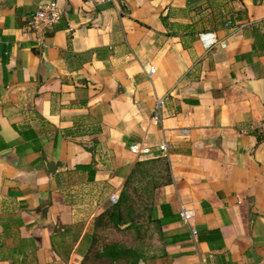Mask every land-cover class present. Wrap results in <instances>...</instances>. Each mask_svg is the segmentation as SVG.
<instances>
[{"label": "crops", "instance_id": "0c3cea01", "mask_svg": "<svg viewBox=\"0 0 264 264\" xmlns=\"http://www.w3.org/2000/svg\"><path fill=\"white\" fill-rule=\"evenodd\" d=\"M48 2L65 15L38 46L23 28ZM263 116L258 0H0V264H80L95 217L159 157L158 252L139 264H264Z\"/></svg>", "mask_w": 264, "mask_h": 264}, {"label": "trees", "instance_id": "16d2710c", "mask_svg": "<svg viewBox=\"0 0 264 264\" xmlns=\"http://www.w3.org/2000/svg\"><path fill=\"white\" fill-rule=\"evenodd\" d=\"M157 162L163 164L164 181L157 183L154 177H150L145 166ZM149 178L148 184L143 188L139 197L134 194L138 192L137 182ZM171 176L167 162L164 159L152 161H137L126 178L117 201L112 205H106L104 210L95 217L92 222L91 231L86 234L87 248L80 264H139L149 258H154L158 252L156 238L159 233L158 221L153 219L152 205L154 192L157 188L168 184ZM148 206L144 205L143 199L147 200ZM147 208L146 221L140 222V211ZM130 232L134 244L126 245L120 240H107L100 243L102 232ZM99 246V247H97Z\"/></svg>", "mask_w": 264, "mask_h": 264}, {"label": "built area", "instance_id": "2783aa9c", "mask_svg": "<svg viewBox=\"0 0 264 264\" xmlns=\"http://www.w3.org/2000/svg\"><path fill=\"white\" fill-rule=\"evenodd\" d=\"M94 7H103L114 3V0H82ZM261 4H264V0H258ZM65 11L62 7L58 6L55 2L43 3L37 6L35 13L30 17V19L25 24L23 30L26 34L30 35L33 41L38 46L44 45V38L48 31L52 30L60 21L64 18ZM211 36L202 37V41L210 44ZM224 47V46H223ZM154 69L150 68L149 73H154ZM165 105V99H156L155 104L152 109L151 119L154 123H157L160 119L161 110ZM258 133L264 140V116L259 124ZM129 151L132 152L137 158L142 156H147L152 153L151 148L146 147L142 144H132L129 146ZM157 152L166 154L168 152V145L166 142L161 143L157 146ZM117 199H111L110 204H114ZM179 219L189 225L194 219L195 213L192 209L183 207L182 205L178 210ZM197 235L196 230H191L192 238Z\"/></svg>", "mask_w": 264, "mask_h": 264}, {"label": "rangeland", "instance_id": "374dc122", "mask_svg": "<svg viewBox=\"0 0 264 264\" xmlns=\"http://www.w3.org/2000/svg\"><path fill=\"white\" fill-rule=\"evenodd\" d=\"M145 169L148 170V173L149 175H151L150 177H154L155 178V181L157 183H162L164 181V171H163V164L161 162H157V163H154V164H151V165H147L145 166ZM150 181L149 178H146V180L144 181H141V182H137L136 183V187L138 189V192H136L134 194L135 197H139L141 196L143 193V188L148 184L147 181ZM143 206L144 205H147L148 206V198L147 200L143 199ZM109 205H112V204H109ZM143 206H140L139 208H137L138 211H140L139 213H141L140 215V222L141 223H144L146 221V216H147V208L144 209V210H141V208ZM102 236L100 238V243L99 245L101 244V242L103 241H109V240H120L122 243L126 244V245H131L134 244V239H133V236L131 235L130 232H127V231H124L122 233H119V232H102ZM99 247V246H97Z\"/></svg>", "mask_w": 264, "mask_h": 264}, {"label": "water", "instance_id": "95a60500", "mask_svg": "<svg viewBox=\"0 0 264 264\" xmlns=\"http://www.w3.org/2000/svg\"><path fill=\"white\" fill-rule=\"evenodd\" d=\"M13 154H14V150L6 151L5 153L0 154V159L6 160V156H8V155L11 156ZM9 162H11L12 164H15L16 163L15 161H9Z\"/></svg>", "mask_w": 264, "mask_h": 264}]
</instances>
